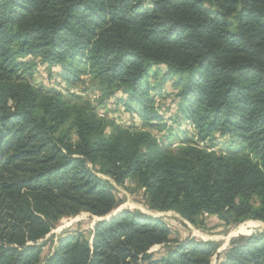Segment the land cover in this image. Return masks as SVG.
<instances>
[{
	"label": "trees",
	"instance_id": "trees-1",
	"mask_svg": "<svg viewBox=\"0 0 264 264\" xmlns=\"http://www.w3.org/2000/svg\"><path fill=\"white\" fill-rule=\"evenodd\" d=\"M36 58L60 80L84 72L108 99L121 93L145 126L164 125L151 79L166 67L197 139L175 154L149 131L108 137L93 109L22 78ZM217 134L244 152L211 151ZM97 158L117 185L138 180L152 210L192 224L264 223V0H0V264H212L216 242L172 240L163 218L132 210L98 221L91 239L59 236L43 258L61 220L119 207L114 185L90 168ZM219 264H264V231L233 239Z\"/></svg>",
	"mask_w": 264,
	"mask_h": 264
},
{
	"label": "rangeland",
	"instance_id": "rangeland-1",
	"mask_svg": "<svg viewBox=\"0 0 264 264\" xmlns=\"http://www.w3.org/2000/svg\"><path fill=\"white\" fill-rule=\"evenodd\" d=\"M31 63L33 67H28L30 71H25L22 78L27 79L33 87L43 91L47 96L59 93L61 99L70 105L75 104L78 107L85 106L90 110L93 109L101 120L102 128L108 137L118 127L149 131L161 147L175 154H178L183 146L197 139L193 125L183 121L179 112L178 90L174 86L176 78L163 81V76L166 73V67L164 66L154 69L153 75L155 77H152L151 82L156 86V89L152 92L155 106L165 122L164 125H159L157 122L153 126H145L136 113L128 111L123 104L119 103L118 98H122L121 93H115V96L108 99L105 96L106 92L98 85V81L87 75V73L84 74L85 67L81 64L78 66L83 72L80 79L70 78L67 82L55 76V72L59 70L58 68L57 71L54 69L52 74L46 65L41 64L40 59H31ZM70 124L71 122H66L63 125V135H65L67 141L77 147L78 137L70 129ZM241 147L237 138L232 136L223 137L219 134L207 144V148L211 151L222 154L239 150L244 152ZM89 165L99 177L109 180L116 188L115 195L117 200L120 201V205L109 216L115 213L117 215L124 210L138 211L154 218H163L172 231L170 236L172 240L177 238L182 241L187 239L214 241L219 245V250L217 255L213 257L212 264H219L233 239L264 231V223L260 221L249 220L239 225L226 226L217 218H209L205 215L198 224H192L174 211L159 212L152 210L145 189L138 185V180L129 179L124 186H119L114 179L104 173V171H110L111 167L106 165L100 158L95 159L94 163L89 162ZM252 201L256 207L259 205L257 198H253ZM98 221V217H93L88 213H81L76 217L61 220L47 237L49 242L44 248L42 257L46 258L51 254L58 237L63 234L79 233L85 238H93V230ZM151 252L155 253L156 258H160L163 256L164 249L159 246L153 248Z\"/></svg>",
	"mask_w": 264,
	"mask_h": 264
},
{
	"label": "water",
	"instance_id": "water-1",
	"mask_svg": "<svg viewBox=\"0 0 264 264\" xmlns=\"http://www.w3.org/2000/svg\"><path fill=\"white\" fill-rule=\"evenodd\" d=\"M115 215H116V213L113 214V215H111V216L105 217V218H99V221H102V220H110L111 218L115 217Z\"/></svg>",
	"mask_w": 264,
	"mask_h": 264
},
{
	"label": "bare ground",
	"instance_id": "bare-ground-1",
	"mask_svg": "<svg viewBox=\"0 0 264 264\" xmlns=\"http://www.w3.org/2000/svg\"><path fill=\"white\" fill-rule=\"evenodd\" d=\"M236 232V231H235Z\"/></svg>",
	"mask_w": 264,
	"mask_h": 264
}]
</instances>
